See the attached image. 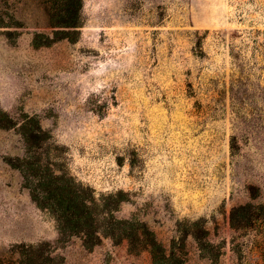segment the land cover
Here are the masks:
<instances>
[{
    "label": "rangeland",
    "instance_id": "374dc122",
    "mask_svg": "<svg viewBox=\"0 0 264 264\" xmlns=\"http://www.w3.org/2000/svg\"><path fill=\"white\" fill-rule=\"evenodd\" d=\"M74 6L0 0V264H153L143 224L187 264H264L231 225L264 205V0H80L61 26ZM51 173L95 200L92 246L33 199Z\"/></svg>",
    "mask_w": 264,
    "mask_h": 264
},
{
    "label": "trees",
    "instance_id": "16d2710c",
    "mask_svg": "<svg viewBox=\"0 0 264 264\" xmlns=\"http://www.w3.org/2000/svg\"><path fill=\"white\" fill-rule=\"evenodd\" d=\"M69 1L75 4V9L73 8L72 10L74 14L71 15V12L67 17H63V20L60 23H62L61 26L63 27H76V13H78V8H80V0ZM67 11H69V9H67ZM62 33L67 34L68 32L62 31ZM63 37L65 36H60L56 39ZM34 43L35 45H40L37 36L34 38ZM48 43H50V40L43 44ZM40 185L42 188L46 189V192H48L49 195L40 197L38 193V187L30 186L32 197L41 207L48 208L52 211L58 222L60 234L64 235L66 233L81 232L88 235V239L84 240L86 246H92L95 244V218L92 206L95 200L81 193V191H79L77 187L70 182V179L65 177V175L51 173V180L46 183L42 182ZM56 190H58V192H56ZM53 201H57L58 206L54 204ZM235 210L236 209H233L231 214V225L234 228L239 226H259L264 229L263 204L255 205L248 203L243 205L241 207L242 211L240 217L235 215ZM122 221L123 220L119 222ZM128 222L129 221L127 220L123 221V223ZM130 224L132 225V223ZM199 229L205 233L207 232L206 228H204L202 224ZM94 234L95 236L92 237ZM112 235H114V232ZM123 237L128 241L132 239V242L136 240L139 242L141 247L148 249L152 254L153 264H187L188 262V251L184 250L185 242H183L182 246L178 247L177 250L170 249L166 245L162 244L156 237L155 233L149 230L145 224H143L140 230L135 231V233H127ZM208 243L210 247L208 249L206 248L207 252L204 255V258L206 260L217 258L220 252L218 249L214 248L215 246L210 241H208ZM262 257L264 258V246H262Z\"/></svg>",
    "mask_w": 264,
    "mask_h": 264
}]
</instances>
